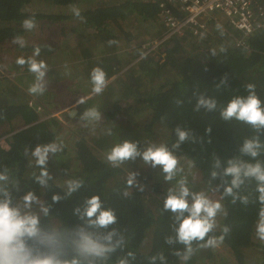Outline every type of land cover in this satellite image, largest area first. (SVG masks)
Masks as SVG:
<instances>
[{
    "label": "trees",
    "instance_id": "1",
    "mask_svg": "<svg viewBox=\"0 0 264 264\" xmlns=\"http://www.w3.org/2000/svg\"><path fill=\"white\" fill-rule=\"evenodd\" d=\"M33 1L35 0H0V51L9 40H14L17 36L22 37L24 30L22 23L30 18L35 19L36 26L45 18L48 22L60 21V25L61 22L72 24L77 22L72 31L79 46L87 45V49L98 42L105 44L114 41L113 44H116L121 37H124V42L131 43L134 34L125 30L130 28L133 22L159 23L158 6L139 0H117L106 6L84 8L79 12V16L72 12L64 15L59 13L51 17L37 11L30 13L28 9L25 12L26 6ZM39 1L43 4L51 3L66 7L83 1L78 5L82 6L85 0ZM217 35L212 48L209 49L207 46V49H204L203 46H199L196 49L199 54H196L194 61L184 60L181 66L171 61V55L180 49L179 40L170 39L164 50L167 57L165 64L144 61L145 64L148 62L149 66H152L142 69L143 74L134 79L135 88L132 81L122 78L123 82L119 80L107 86L102 92L103 100L94 105L109 110L106 114L109 125L117 124V114L113 111H119L120 108L117 104L113 106L114 108H109L110 95L117 97L116 100L120 98L132 101V106L128 109L127 103L123 114L144 115V125L131 127L130 130L129 127L125 129L128 134L122 142L125 140L133 142L129 134L134 128L139 129L140 137L151 136L154 132L152 127L156 126H162L169 132L164 145L173 151L178 159L186 160L192 165L200 175L202 188L206 192L213 187L218 191L224 208V218L220 229H214L209 236L217 238L223 236L224 239L219 244L227 249L238 264H244V254L252 247L254 228L261 208L258 201L259 192L256 190L257 181L254 178H246L238 189H233L238 197L248 198L247 204L242 203L240 199L233 202L232 196L224 194V189L230 186L232 177H225L223 172L229 160L250 164L259 162L264 167V127H254L235 118L225 121L221 118L220 111L234 97H246L249 94L245 87L247 84L255 85V92L264 107V30L255 33L246 48L233 47L230 38L228 40L223 34ZM38 41L40 42H34L36 45L32 47L24 48L18 44L17 48L33 54L34 49L39 47L40 55L37 57L52 55L53 48L46 46L47 41ZM204 44L209 46L213 44L212 34H209ZM87 49H82L79 54L82 57L90 56L88 54L91 51ZM135 54L141 56L142 49L139 47ZM112 63L114 64L110 62V66L114 71L118 62L112 60ZM130 63L129 59L124 60L125 66ZM166 66L174 70L171 79L158 88L151 87L144 96H140V81L146 79L149 85L153 84L152 80L160 77ZM112 71L105 72L106 78L113 75ZM225 77L226 82L221 84ZM106 93L109 96H106ZM199 95L215 99L217 108L214 111H207L204 108L196 111ZM42 102L50 104L52 97H47V100L44 98ZM3 103L0 102V128L6 124L11 125L14 121H20L22 127L10 131L13 133L7 138L6 147L0 145V175L6 176V179L0 180V202L8 201L9 207L16 209L20 202H26L24 198L31 192L36 196L37 204L38 202L41 204L38 215H32L38 220L37 235L22 237L25 247L33 257L52 256L62 264H120L121 261H126L127 264H152L151 258L157 257L154 264H162L159 256L163 254L165 257L163 264L210 262L211 256L205 251L213 247L199 248L197 243L193 242L194 254L189 260L183 261L175 253L177 251L182 253L185 246L176 242L173 244L165 242L168 237L175 239L174 229L178 227L173 213L165 211L163 207L167 192L162 201L152 204L156 206L155 211H151L142 198L143 191L128 186L127 180L120 176L121 169L114 167L107 160L98 158L83 140L77 141L74 145L72 154L75 165L69 176V180L83 181V186L67 195V185L65 187L59 185L52 177L46 187H41L35 180L41 169L35 163L32 164L34 158L31 151L37 145L57 143L56 127H53L55 122H40L37 112L27 102ZM142 119H139V122ZM177 127L188 131L189 139L178 149H173L172 146L178 139L175 135ZM209 128L211 131H206ZM124 132L122 130L119 136ZM251 140H256L260 144L256 157L242 152L245 141ZM122 142L119 141V144ZM137 144L139 145L138 142ZM65 154L53 155L59 165L69 162L70 159H65ZM217 159L220 161L219 167H213ZM46 167L49 170L48 166ZM213 171L217 173L215 178L211 176ZM53 195H58L61 199L53 202ZM93 195L100 197L104 210H114L117 218L115 224L99 227L91 222L95 217L90 220L84 215L85 201ZM226 226L229 228L227 234L223 232ZM113 231L115 234L112 235L111 245L114 246L117 241L122 240L114 251L103 256L83 255L79 251L81 234H87L99 243L109 246L105 237ZM129 253L133 255L129 256ZM261 255L258 264H264V247Z\"/></svg>",
    "mask_w": 264,
    "mask_h": 264
},
{
    "label": "rangeland",
    "instance_id": "2",
    "mask_svg": "<svg viewBox=\"0 0 264 264\" xmlns=\"http://www.w3.org/2000/svg\"><path fill=\"white\" fill-rule=\"evenodd\" d=\"M115 1L117 0H85L82 6L78 5L83 1L73 6L60 7L51 3L43 4L41 3L42 1L35 0L26 6L25 12H27L28 9L30 13L37 11L45 13L48 17H51L58 15L59 13H61V15L71 14L73 8L78 9L80 12L81 9L84 8L92 9L97 6H106ZM216 18L220 26L212 28L211 34L213 44H211V46L206 44L191 45L190 42L188 43V40H179L180 49L175 54L171 55V61L176 62L180 66L183 65L184 60L189 59L190 61H194L196 54H199L196 49H198L199 46H203L202 48L204 49H207V46L209 49L212 48L217 40V34H223L228 40L232 35H235V33L229 28L227 19L224 18L222 14L216 13ZM55 21L56 23L48 22L45 18L42 23H38L31 31L24 29L22 34L24 48L36 45L34 42H40L38 40H46V46L53 48L52 55L47 54L42 58L35 57L37 61H44L48 66V71L45 75V81L47 83L43 95L40 96L38 94L29 93L28 89L33 84L32 80L35 82V74L29 71V68L27 67L28 65L23 67L16 63L18 57L28 59L29 57H32L33 54L20 51V49L17 48L18 43L9 40L2 51H0V102H5L3 104L10 101H17L18 103L27 102V104L37 112V115L40 117V122H55L53 125V127H56L55 139H57V144L63 145L62 151L57 152L55 155L66 153L65 159L70 160L68 163L65 162L64 164L59 165L55 157H53L54 154L49 153L47 166L49 169L48 172L51 177H53L54 181L65 187L67 185L66 182L70 179L69 176L72 167L75 165V163H73L75 160L72 152L74 151V145L77 141H85L90 150L98 156V158L106 161V156L110 150L116 144H119V141L122 142V139L128 134L125 129L129 127L128 130H130L131 127H140L139 125H144L145 122L144 115L136 114L133 116H127L126 114H123L126 110L127 103H129L127 109L129 106H132L131 100H123L120 98L116 100L117 97L114 95L109 96L108 93H106V96H109L110 100L109 108L113 106L115 107L116 104L117 107H120L119 111H113L117 114V124L109 125L110 122H108L106 116L109 110L106 111L105 107L100 108L94 105L99 104L103 100L101 98L103 93L97 95L92 91L94 87L90 75L92 70L96 67H100L104 72L112 71L110 62L115 60L118 62V65H115V69L112 71L113 75L106 78V87L113 85L116 81L120 80L121 82L122 78L128 79L127 81H129L130 77H132L134 80L136 77H140V75L143 74L142 69L152 66H149L148 62H156L159 65L167 62V57L164 52L167 46L164 45L157 49L152 56L145 57L142 60H139L140 56L138 57L135 54L139 47L141 49L145 43L151 41V39H157L164 33V27L159 20V23L133 22V24L130 25V28L125 30L134 34V39L131 43L124 42V37H121L116 44H99V42H96L97 44L94 46L92 45L93 47H90L89 49H87V45L84 44L79 46L76 41L77 37L72 31V28L75 27L77 22L73 24L61 22V26L60 21ZM62 27L63 29L61 30ZM78 46L80 50L78 49ZM82 49L90 50L91 52L88 51V55L90 56L82 57L79 54ZM126 59L131 61L127 66L124 65V60ZM146 60L148 61L147 64L144 63ZM164 69L165 71H162L163 73L160 74V77L152 80L153 84L150 83L149 85L146 79L140 81V96H144L151 87L158 88L171 79L174 70L168 68V66H166V68L164 67ZM49 96L52 97V102H50V104L49 102L48 104L43 103L42 99L45 98V100H47V97ZM82 97L85 98V103L78 104V100ZM93 107L99 111L100 119L94 122L81 120L80 116L83 112L87 108ZM72 110L76 111V113L70 117L69 113ZM139 119H142V121L139 122ZM20 127H22L20 121H14L11 125L6 124L2 126L0 128V145L6 147V140L13 133H10V131L18 130ZM152 129H154V132L151 136L144 135L143 137L142 135V137H140L139 129L134 128L131 130L133 133L130 131L129 138L130 140L132 139L133 142H138L140 145L138 146L141 150L146 149L151 144H164L168 138L169 132L162 126L152 127ZM122 130L125 132L121 134L122 136H119V133ZM178 160V166L183 168V172L178 173L172 181L164 180V174L160 166L153 168L151 165L145 164L140 157H137L135 161L128 160L126 163L124 162L120 164L117 168L121 169L122 173L120 176L125 180H128L130 173H138L136 176V184L133 185V188H143L142 198L145 201L146 206L153 212L155 211L156 204H152L162 201L165 192H168L169 188H174L181 177L187 179V186L191 191H203L209 199L221 203L216 187H213V189L206 192L202 188L200 175L192 165L186 160ZM34 163L35 159H33L32 164ZM150 187H152V189ZM40 205L41 204L39 202L37 204L36 201L33 203L20 202L16 206V209L22 217L32 215L37 216ZM223 218L224 208L222 205V210L215 218V230L220 229ZM256 225L254 228L255 232L252 247L246 250L244 254V264H258V261L262 256L264 241H261L257 237ZM205 252L211 256L210 262L207 264H238L234 257L221 244H218L211 250L209 249Z\"/></svg>",
    "mask_w": 264,
    "mask_h": 264
},
{
    "label": "clouds",
    "instance_id": "3",
    "mask_svg": "<svg viewBox=\"0 0 264 264\" xmlns=\"http://www.w3.org/2000/svg\"><path fill=\"white\" fill-rule=\"evenodd\" d=\"M73 12L76 16L80 15L79 10L76 8H73ZM22 27L25 30L31 31L36 27L35 19H25ZM13 42L20 44L21 47L24 46V40L21 36L15 37ZM109 43H114V41H110ZM39 55L40 48L36 47L32 57L28 59L18 57L16 60V63L20 66L27 64L29 71L35 74V82L28 89L30 94H43L46 88L45 75L48 71V66L44 61H37L35 59ZM90 75L94 85L92 91L95 94L102 93L107 85L106 73L100 67H96ZM226 80L227 77L222 79L221 84H224ZM245 87L249 94L246 97L238 96L231 99L227 106L221 109L220 116L225 121L235 118L254 127H264V107H262V102L255 92V85L247 84ZM83 103H85V98L82 97L78 100V104ZM200 108L214 111L217 108V102L215 99L199 95L195 110L199 111ZM80 119L87 122L97 121L100 119L99 111L95 107L87 108L80 116ZM206 131H211V129L209 128ZM175 135L178 139L172 146L173 149H178L183 142L189 139V132L180 127L175 129ZM259 147L260 144L256 140L245 141L242 152L256 157ZM62 148V144L53 142L37 145L31 151V156L35 159L36 166L41 169L40 174L35 177L36 183L41 187H46L48 180L52 179L46 167L49 153L56 154L62 151ZM137 157H140L145 164H149L153 168L160 166L165 181H172L178 173L183 172V168L178 166V158L164 144H151L146 149L141 150L137 142L125 140L120 144H116L107 154L106 159L114 167H119L125 161H135ZM219 164L220 161L217 159L213 167H219ZM137 175L138 173L134 172L129 174L127 180L128 186L131 187L136 184ZM223 175L225 177H232L230 186L224 189V194L232 196L233 202L236 199H240L242 203L247 204L248 198L238 197L233 192V189H238L246 178H254L257 181L256 190L259 192L258 201L261 204V208L256 225V235L261 241H264V167L259 162L250 164L229 160ZM211 176L215 178L217 173L213 171ZM4 179H6V176L0 175V180ZM66 184L67 195H71L83 186V181L73 179L68 180ZM140 190L143 191V188L140 187ZM24 199L26 202H31L36 200V196L30 192ZM52 199L53 202H58L61 197L53 195ZM163 207L165 211L173 213L175 221L178 222V227L174 229L176 233L175 239L168 237L165 242L167 244L176 242L185 246V250L182 253L179 251L175 253L181 260L187 261L194 254L193 242H196L199 248H209L215 247L223 241V236L219 238L209 236V233L213 232L216 228L215 218L222 210L221 203L209 199L203 191H191L187 186V179L185 177H181L174 188L168 189ZM84 215L90 220L92 217H95V220L91 222L99 227H107L117 222L114 210H104L102 208V201L97 195L86 199ZM37 223L38 220L35 217H22L17 209L10 208L8 201L0 202V264H62L61 261L52 256L43 258L33 257L31 252L25 247L22 237L25 235L28 237L36 236L38 233ZM228 231L229 228L227 226L224 227L223 232L227 234ZM114 234L115 231L105 237V240L109 242V246L99 243L87 234H81L78 249L83 255L103 256L107 252L114 251L115 247L122 243L121 240L117 241L116 245H111V238ZM132 255V253H129V256ZM156 259L157 257L151 258L152 264H154ZM159 259L163 264L165 260L163 254H160ZM120 264H127V262L121 261Z\"/></svg>",
    "mask_w": 264,
    "mask_h": 264
},
{
    "label": "built area",
    "instance_id": "4",
    "mask_svg": "<svg viewBox=\"0 0 264 264\" xmlns=\"http://www.w3.org/2000/svg\"><path fill=\"white\" fill-rule=\"evenodd\" d=\"M158 6V20L165 31L148 41L141 49L142 60L150 57L170 39L188 40L191 45H204L212 28L220 26L216 18L222 14L235 35L233 47L246 48L258 31L264 30V0H139Z\"/></svg>",
    "mask_w": 264,
    "mask_h": 264
},
{
    "label": "water",
    "instance_id": "5",
    "mask_svg": "<svg viewBox=\"0 0 264 264\" xmlns=\"http://www.w3.org/2000/svg\"><path fill=\"white\" fill-rule=\"evenodd\" d=\"M150 56H152V54H151ZM130 81H132V83H133L134 86H135V83H134V80H133L132 77H130ZM75 113H76V111L72 110V111L69 113L70 117H72Z\"/></svg>",
    "mask_w": 264,
    "mask_h": 264
},
{
    "label": "flooded vegetation",
    "instance_id": "6",
    "mask_svg": "<svg viewBox=\"0 0 264 264\" xmlns=\"http://www.w3.org/2000/svg\"><path fill=\"white\" fill-rule=\"evenodd\" d=\"M111 64H114V63L111 62Z\"/></svg>",
    "mask_w": 264,
    "mask_h": 264
}]
</instances>
